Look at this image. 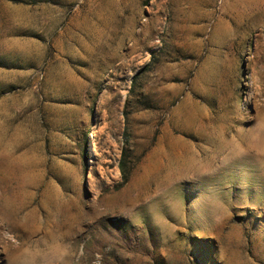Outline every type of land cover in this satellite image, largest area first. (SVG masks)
<instances>
[{"label":"rangeland","instance_id":"374dc122","mask_svg":"<svg viewBox=\"0 0 264 264\" xmlns=\"http://www.w3.org/2000/svg\"><path fill=\"white\" fill-rule=\"evenodd\" d=\"M0 143V264H264V0H0Z\"/></svg>","mask_w":264,"mask_h":264},{"label":"bare ground","instance_id":"6f19581e","mask_svg":"<svg viewBox=\"0 0 264 264\" xmlns=\"http://www.w3.org/2000/svg\"><path fill=\"white\" fill-rule=\"evenodd\" d=\"M0 144H1V143H0ZM7 150L9 151V149H7ZM10 151H11V150H10ZM4 152H5V148H3L2 146H0V161H1V162H2V160H3V159H2L3 156L6 154V153H5V154L3 155ZM8 153H9V152H8ZM14 153H15V152H14ZM12 154H13V153L11 152V156H12ZM6 155H7V154H6ZM14 155H15V154H14ZM7 156H9V155H7ZM4 157H5V156H4ZM9 157H10V156H9ZM10 160H11V158H10ZM7 161H8V160H7ZM1 162H0V163H1ZM5 163H6V162H5ZM5 163H4V165H5ZM12 165H13V164H12ZM2 166H3V165H2ZM7 166H8V164H7ZM11 167H13V166H10V168H11ZM5 168H6V167H5ZM7 169H8V168H7ZM7 169H6V170H7ZM1 170H3V171H1ZM8 170H9V169H8ZM8 170H7V171H8ZM0 171H1V172H4V169H3L1 166H0ZM9 171H11V170H9ZM1 172H0V175H1ZM3 175H4V174H3ZM0 177H1V176H0ZM1 180L3 181V179H1ZM1 180H0V181H1ZM1 183H2V182H0V184H1ZM2 202H3V201H2ZM3 204H4V202H3ZM4 211H5V210H4ZM74 248H75V247H74ZM22 253H23V252H22Z\"/></svg>","mask_w":264,"mask_h":264},{"label":"trees","instance_id":"16d2710c","mask_svg":"<svg viewBox=\"0 0 264 264\" xmlns=\"http://www.w3.org/2000/svg\"><path fill=\"white\" fill-rule=\"evenodd\" d=\"M120 171H121V175L123 178V182H126L128 180V172L125 171V169L122 165L120 166Z\"/></svg>","mask_w":264,"mask_h":264}]
</instances>
